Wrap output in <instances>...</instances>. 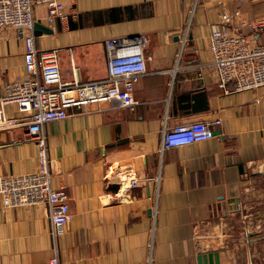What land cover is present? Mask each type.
<instances>
[{
  "label": "crops",
  "instance_id": "crops-1",
  "mask_svg": "<svg viewBox=\"0 0 264 264\" xmlns=\"http://www.w3.org/2000/svg\"><path fill=\"white\" fill-rule=\"evenodd\" d=\"M225 9L255 20L264 0H67L53 32L37 31L39 45L60 48L64 79L106 77L105 41L142 33L148 71L136 82L135 109L105 102L47 123L53 184L69 195L70 221L54 237L46 204L5 207L0 196V264L54 256L59 264H198L210 250L221 264H264V233L245 212L251 183L264 179V86H219L209 40ZM35 16L46 24L47 9ZM23 51L15 29H0V83L25 76ZM199 119H220V134L160 151L165 127ZM26 131L0 130V174L37 169ZM124 171L140 185L122 182Z\"/></svg>",
  "mask_w": 264,
  "mask_h": 264
},
{
  "label": "built area",
  "instance_id": "built-area-1",
  "mask_svg": "<svg viewBox=\"0 0 264 264\" xmlns=\"http://www.w3.org/2000/svg\"><path fill=\"white\" fill-rule=\"evenodd\" d=\"M67 0H0V29L13 28L23 42L26 74L0 83V130L19 125L27 128L26 140L37 146L34 171L0 174V196L5 207L44 203L52 222L54 237L65 231L71 218L69 195L55 187L53 176L57 167L49 156L47 123L62 120L69 109L109 103L111 108L135 109L139 101L134 96L138 79L147 71L148 44L146 34L110 37L105 41L108 75L82 81L77 77L64 79L60 65V48L38 44L35 9H47L46 25L55 29L58 19L67 17ZM73 1V0H72ZM238 22V24L236 23ZM264 16L248 20L240 9L223 10L211 25L209 48L219 86L239 92L264 86ZM15 104L22 115L9 113L7 106ZM215 120H192L165 127L161 137V152L173 147L201 142L216 134ZM120 179L128 187H138L140 177L124 171ZM148 178H146L147 180ZM46 264H59L54 256Z\"/></svg>",
  "mask_w": 264,
  "mask_h": 264
},
{
  "label": "rangeland",
  "instance_id": "rangeland-1",
  "mask_svg": "<svg viewBox=\"0 0 264 264\" xmlns=\"http://www.w3.org/2000/svg\"><path fill=\"white\" fill-rule=\"evenodd\" d=\"M251 187V192L254 193L249 196L250 201L245 212L248 213L253 228L264 233V179H255L251 183ZM231 224L235 228V232H239L242 227L241 214L235 217Z\"/></svg>",
  "mask_w": 264,
  "mask_h": 264
},
{
  "label": "water",
  "instance_id": "water-1",
  "mask_svg": "<svg viewBox=\"0 0 264 264\" xmlns=\"http://www.w3.org/2000/svg\"><path fill=\"white\" fill-rule=\"evenodd\" d=\"M35 28L37 31L43 33L51 34L53 32L52 28L48 27L46 24L41 23L40 21L35 22ZM214 134H220V130H214ZM236 201H238V199ZM197 260L198 264H221L218 250H210L206 253H199L197 256Z\"/></svg>",
  "mask_w": 264,
  "mask_h": 264
},
{
  "label": "trees",
  "instance_id": "trees-1",
  "mask_svg": "<svg viewBox=\"0 0 264 264\" xmlns=\"http://www.w3.org/2000/svg\"><path fill=\"white\" fill-rule=\"evenodd\" d=\"M135 11H133V16H138L140 15L141 13L139 11H137L135 8H134Z\"/></svg>",
  "mask_w": 264,
  "mask_h": 264
}]
</instances>
